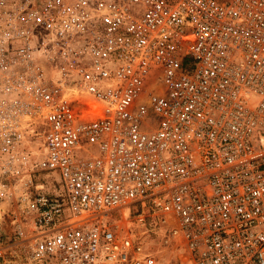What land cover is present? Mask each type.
<instances>
[{
    "label": "built area",
    "instance_id": "1",
    "mask_svg": "<svg viewBox=\"0 0 264 264\" xmlns=\"http://www.w3.org/2000/svg\"><path fill=\"white\" fill-rule=\"evenodd\" d=\"M7 216L0 264H264V0H0Z\"/></svg>",
    "mask_w": 264,
    "mask_h": 264
},
{
    "label": "rangeland",
    "instance_id": "2",
    "mask_svg": "<svg viewBox=\"0 0 264 264\" xmlns=\"http://www.w3.org/2000/svg\"><path fill=\"white\" fill-rule=\"evenodd\" d=\"M4 218V217H3ZM2 218V220H0V225H2L3 226V228H4V231L6 232V233H8V235H9V238L11 237V235L13 234V225L11 224V221H10V219L8 218V216L6 217V218H4L3 219Z\"/></svg>",
    "mask_w": 264,
    "mask_h": 264
},
{
    "label": "bare ground",
    "instance_id": "3",
    "mask_svg": "<svg viewBox=\"0 0 264 264\" xmlns=\"http://www.w3.org/2000/svg\"><path fill=\"white\" fill-rule=\"evenodd\" d=\"M166 254H169V253H165V255H166Z\"/></svg>",
    "mask_w": 264,
    "mask_h": 264
}]
</instances>
